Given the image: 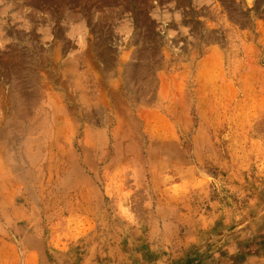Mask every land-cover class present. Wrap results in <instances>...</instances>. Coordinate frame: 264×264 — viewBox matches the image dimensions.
I'll return each mask as SVG.
<instances>
[{
  "label": "rangeland",
  "instance_id": "374dc122",
  "mask_svg": "<svg viewBox=\"0 0 264 264\" xmlns=\"http://www.w3.org/2000/svg\"><path fill=\"white\" fill-rule=\"evenodd\" d=\"M0 264H264V0H0Z\"/></svg>",
  "mask_w": 264,
  "mask_h": 264
}]
</instances>
